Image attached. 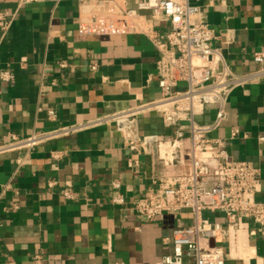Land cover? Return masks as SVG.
I'll list each match as a JSON object with an SVG mask.
<instances>
[{"label":"crops","instance_id":"1","mask_svg":"<svg viewBox=\"0 0 264 264\" xmlns=\"http://www.w3.org/2000/svg\"><path fill=\"white\" fill-rule=\"evenodd\" d=\"M89 1L101 0H39L23 8L20 0H0V12L14 15L10 31L4 37L0 32V72L14 75L12 83L0 80V144L10 134L40 133L160 97V53L147 36L80 34L82 6ZM139 1L118 0L127 9ZM193 3L204 8L206 21L220 36L212 46L230 68L239 74L257 69L253 55L264 52V0H214L207 8L204 0ZM143 16L154 35L170 30L167 18L151 12ZM93 63L96 72L89 68ZM50 109L55 120L48 118ZM227 111L228 119L212 136L229 139L232 159L259 168L258 198L264 201V143L259 141L264 137V80L233 92ZM214 116L215 107L199 121L209 123ZM138 128L141 135L170 138L174 133L156 113L142 115ZM234 128L241 134L231 140ZM189 146L186 137L182 149ZM53 151L63 157L54 160ZM131 159L113 127L48 142L29 153L1 155L0 264H36V256L42 264H157L172 255L174 230L191 223V216L166 213L148 221L132 203L181 168L166 166L157 148L142 156L136 169L128 166ZM66 188L73 189L74 199L61 195ZM118 193L124 204L113 202ZM204 216L224 224L225 264H264V233L254 222L229 226L222 214Z\"/></svg>","mask_w":264,"mask_h":264},{"label":"built area","instance_id":"2","mask_svg":"<svg viewBox=\"0 0 264 264\" xmlns=\"http://www.w3.org/2000/svg\"><path fill=\"white\" fill-rule=\"evenodd\" d=\"M39 0H20L19 8ZM198 0H140L135 9H127L118 0L85 2L82 6L79 32L81 35H145L160 53L156 63L160 97L119 112L59 126L26 136L10 134L0 144V156L12 152H30L52 141L102 127H113L122 134L125 148L134 159L128 166L136 169L142 156L157 148L160 160L166 166H179L181 172L160 178L154 189L142 192L132 203V209L148 221H155L166 213L189 214L191 223L174 230L172 255L157 264H225L222 247L224 224L210 221L205 213H219L229 226H238L244 220L254 222L264 233V201L259 200L262 180L259 168L247 161L234 160L229 152V139L215 138L228 119L230 96L238 89L264 80V52L253 55L258 68L244 74L234 72L222 51L212 46L220 39L217 31L205 19L204 8ZM205 7L214 0H204ZM144 12L169 20L170 30L156 36L145 24ZM14 15L0 12V32L4 37L12 28ZM232 38L227 39L229 44ZM67 67L66 61L60 62ZM90 70L96 72L93 63ZM0 80L12 83L10 71L0 72ZM215 107V116L209 123L199 118L208 116ZM156 113L166 128L174 129L170 138L159 135H141L139 118ZM49 120L56 119L50 109ZM185 125V128H183ZM241 134L234 128L231 140ZM189 140V148L182 149V140ZM247 137V134H244ZM259 141L264 143V137ZM51 157L59 160L63 152L53 151ZM51 184H53L51 182ZM120 189L119 183H114ZM65 199H74L72 188L61 191ZM113 202L125 203L118 193ZM36 264L42 258L36 256Z\"/></svg>","mask_w":264,"mask_h":264}]
</instances>
